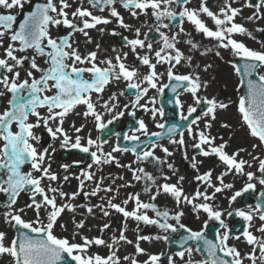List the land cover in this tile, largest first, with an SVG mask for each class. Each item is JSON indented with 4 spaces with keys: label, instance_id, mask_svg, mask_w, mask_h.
<instances>
[{
    "label": "snow or ice",
    "instance_id": "6c2138e0",
    "mask_svg": "<svg viewBox=\"0 0 264 264\" xmlns=\"http://www.w3.org/2000/svg\"><path fill=\"white\" fill-rule=\"evenodd\" d=\"M75 0H45L43 3L32 5V0H0V97L8 96L7 107L0 111V193L7 195L8 200L2 206L6 209L3 213V220L11 228L16 229L18 235L9 240L4 231H0V256L10 258V264H121V257L118 255L117 246L120 242L132 244L125 234L128 220H135L138 225H155L166 235L149 237L137 235L135 242V253L137 255H147L143 264H160L161 255L148 254L140 246V241L151 239L169 240L168 233H175L178 229H183L187 235L182 236L179 241L181 250L175 253V257L184 261L185 264H194L191 259L193 247L187 246L189 241L202 242V248H196L195 251H203L207 254L206 259L196 261L195 264H264V191H261L257 197L259 203L247 206V209H236L234 213L229 211L228 216H235L244 221L241 231L235 236L230 234L228 225L222 219L223 212L217 210L211 201L215 200L216 194L232 189L233 184L225 183L224 178L229 174L236 176H246L247 182L243 188L234 192L229 198V205L236 199L249 191H255L257 181L264 187V158L261 156L248 153L251 161L241 158V153L246 152L245 148H238L234 152H227L228 141L220 137L221 142L216 143L217 137L206 131L212 128V121L217 119L218 110H227L229 103L217 100L215 97L208 98L201 96L199 93L202 88H207L206 82H201L200 77L194 74H176L174 69L184 59L183 53L176 46L177 35L184 32V23L187 21L191 24L196 32L202 33L204 37L210 38L217 42L220 48L230 49L232 54L240 58L241 65L232 64L238 76H242L241 84L244 85L245 91L241 92L238 100L235 102V109L238 114V122L242 129H245L248 136L257 140L258 143L251 145L255 151L264 147V50H254L248 48L244 43L233 39L234 34H247V28L237 22V17L242 15V7L254 9L251 15L246 19L248 21L264 20V0H243L242 7L233 6L236 0H223L222 6L218 11H213L207 5V0H199L198 6L190 7L192 0H120L121 5L127 9L132 17H138L141 14L149 15L156 21V32L162 41L157 50L153 49L151 42L146 43L148 34L143 33L144 39H141V30L135 29V38L129 39L125 36V47H128L137 61L134 65L127 63L128 52L116 54L115 57H108L98 61V51L100 45H96L97 51H89L82 55L77 47L74 46L72 37L75 33H80L86 38V43H91L89 36L90 29H97L101 33L104 28H98L99 25H108L112 23L110 19L102 15H96L90 8L84 7L83 4L73 6ZM117 0H87L91 9H98L101 13L109 9V15L116 18V22L121 28L131 30V26L124 22L120 13L113 5ZM29 9L25 11V5ZM176 5V8L172 6ZM19 9L23 13V19L17 23V13ZM203 17H207L214 29L209 27ZM178 18V32L167 35L160 31L161 28H169V24L163 21H173ZM63 27L68 29L65 36L53 37L51 29ZM264 31V29H258ZM118 35V33H111ZM188 43H192L188 41ZM195 48L196 45L192 44ZM140 49H147L146 54H141ZM32 50L35 55L29 57L26 53ZM115 51V49H113ZM25 53L24 55H17ZM154 53L155 62L152 55ZM220 55L219 52L216 53ZM37 56L45 57L44 63L46 68L40 67L37 63ZM191 60V57H188ZM27 62L28 67L25 68ZM103 65V66H101ZM158 65H168L166 75L169 81H175L174 84H163L158 86V82L165 73H158ZM141 66L146 71L141 72ZM208 67L205 66L204 71ZM21 71H24L25 78L21 79ZM34 72L40 73L37 78ZM88 74V78H84ZM125 83V87L134 90L135 99L131 102L132 108H142L150 111L153 119L159 115L164 116L163 108L147 107V104H141L143 97L147 96L150 89H156L158 93H163L165 88L171 87V91L176 94L175 105L181 109L180 120L187 121L197 108L189 105L187 115L183 114V103L180 99L181 93H189L194 105H205L206 110L203 117L210 118L204 122V128L196 131L193 126H199L202 119L197 116L187 125V134L194 141L192 148L198 150L197 155L191 157V167L199 172L198 164L202 161L197 160V156L210 157L214 156L223 166L222 171L213 182V170L209 169L202 174H197L194 179L204 186L205 190L197 188L191 195H186L182 187L184 177L181 176L176 183H163L156 185L155 178L145 172L143 168L132 169L131 165H122L113 156L115 152H132L136 156V161L151 160L158 163L160 161L155 156L154 150L159 147L166 156H171L172 152L167 147L153 141L151 145L140 142V136L135 133H141L145 137L149 135L159 139L162 135L169 139L172 144L185 147V133L179 131L180 125L171 124L167 127L166 132L149 133L143 120H137V128L133 129V134L124 133L125 141L137 142L131 147H121L117 145L112 148L111 152L103 151V143L100 137L96 139L89 134L86 138L80 135L85 125L77 127L74 123L71 128L75 133L70 136L65 129L66 118L77 108L84 106L82 113L85 120L89 117L94 121V127L98 132H105L114 120L119 119L125 113L124 111L116 112L112 119L104 120V115L112 114L117 108L114 101L117 99L115 93L109 96L108 100L102 99V93L113 82ZM239 91V88L237 89ZM47 93H52L51 95ZM93 94H96V101H93ZM121 91L120 95H124ZM154 103V100L150 101ZM124 108H129L128 104ZM41 109H46V114L41 113ZM100 109H103L102 112ZM76 115H81L77 112ZM129 115L135 116V112ZM34 118V120L30 119ZM15 126V130H14ZM156 127L165 129V124L158 123ZM221 127L230 129L232 126L228 123H221ZM43 129L47 133L51 142L44 146L43 137L37 134L36 129ZM119 135V134H117ZM178 135L179 139L174 137ZM231 139V137H229ZM59 142L61 149H76L81 153L89 154L92 164L88 165L91 169L93 165H103L115 163L117 167H126L132 172L134 180H146L151 182L144 188L149 192L152 186L156 187V192L151 195L150 199L155 201L157 196L164 193L171 196L177 207L181 204L192 205L194 212H204L207 214L205 227L209 220L219 223V229L216 231L215 240L207 239L204 230L193 231L181 223L183 211H177L171 215L168 211H160L154 203H145L140 199V195L129 194L121 203L114 202L119 194V188L130 185H119L117 189L112 186L102 187L103 177L97 181L95 187L90 192H84L87 181L95 180V173L90 170H82L80 175L72 178L79 182L78 189L71 193L62 190V186L53 187L52 183L57 182L60 177L52 171L51 157L56 152L55 142ZM95 149V150H93ZM140 149V151H138ZM185 154V159H187ZM79 164L80 161H74ZM253 163L258 165L256 171L259 176L251 169ZM30 165V171H22V166ZM72 165L62 164L61 168L65 173L69 171ZM169 170L173 171L172 164H168ZM123 179V177H120ZM165 181L169 180L164 176ZM69 175L63 176V181L68 182ZM44 181H48L47 185ZM115 183V181H113ZM208 189L212 191L209 192ZM29 193L28 200L24 207H15L21 193ZM100 192L112 193L107 199L106 206L100 205H77L72 203L82 193L84 198L89 196L95 197ZM38 197L40 199H38ZM64 201L63 203H58ZM103 199V198H102ZM130 201H134V208L131 211L127 206ZM196 201H201L196 203ZM78 207L86 209L88 215H94V208H99L104 217L111 215V210L120 214L124 220V227L119 230L118 236H113L111 242L105 241L102 234L110 228L108 223L99 227L101 235L89 237L83 235L77 230L85 227L84 220L72 218L74 231L72 239L68 237L57 236L55 228L62 214L67 212L75 213ZM26 209L34 213V219L25 220L23 218ZM151 210L155 217H150L147 213ZM42 211L44 218H42ZM258 219L259 226L255 228L260 233L257 236L251 230L253 221ZM175 221L170 223L169 221ZM59 227L67 231V225L60 224ZM137 228V232H138ZM78 242H73L76 237ZM230 240L243 242L249 246V251L242 253L237 244L229 243ZM99 248L104 246L108 249L106 255L91 253L92 247ZM188 259L185 261V257ZM66 257L68 258L66 260ZM123 260L127 264H139L135 257L125 255ZM168 264H176L173 256L167 257Z\"/></svg>",
    "mask_w": 264,
    "mask_h": 264
},
{
    "label": "rangeland",
    "instance_id": "374dc122",
    "mask_svg": "<svg viewBox=\"0 0 264 264\" xmlns=\"http://www.w3.org/2000/svg\"><path fill=\"white\" fill-rule=\"evenodd\" d=\"M84 2L87 3L86 0ZM199 3V0H192L190 7H197ZM240 3V4H239ZM223 0H207V5L209 8L213 11H218L219 7L222 6ZM243 5V0H236V3L233 5L235 7H242ZM28 6L27 4L25 7ZM113 7L116 8V10L120 13V16L123 18L124 16L130 15L129 11L125 9L121 3L120 0H117V2L113 5ZM173 8H176V5L172 6ZM251 8H244L242 7V15L239 16V18L243 21V25L247 28L248 32L252 33V36H249L247 34H234L233 39L244 43L248 48L254 49V50H264V45L260 42L261 39V31H258V29H264V20H259V21H253L254 25L256 26L251 30V21H248L246 17L250 15V10ZM254 10V9H253ZM17 14L20 13V10L17 9L15 10ZM110 10L105 9L104 13L98 12L97 15H102L107 17L112 21V23L108 25H100L98 28H104L105 31L101 33L97 29H90L89 31V36L91 37V43H86V38L82 35L80 38H76L75 34L71 38L72 41L74 42V46L78 48L80 53L82 55L87 54L89 51H97L96 45L99 43H96V39L100 41V49L98 51V61L103 60L108 57H115L116 54H122L124 51L128 52L129 48L125 47V44L119 43L117 40V37L124 38L127 36L129 39L135 38V24L132 23V31L133 33H130L129 30H126L124 28H121L119 24L116 22V18L111 17L109 15ZM138 18H144V21H141V39H144L143 33H147L148 37L146 40V43L151 42L153 44V49L157 50L161 43L157 42L156 40H150V35L156 32V21L153 17L150 16V10H149V15H144L141 14L138 17H135V19ZM205 22L208 24L209 27L214 29V25H212L211 21L207 17H203ZM139 20V19H138ZM167 20V19H165ZM165 20L163 21L165 23ZM248 23V24H247ZM184 32L180 33L177 35V42L176 46L180 49V51L184 55V59L181 61L177 67H175L174 72L176 74H194L198 75L200 77L201 82H206L207 83V88H202L200 91L201 96H206L208 98L215 97L219 101H223L225 103H229L230 107L227 110H224L226 113L223 114V117L221 115H218V120L221 121L217 125H213L211 129H208L206 131L210 132L211 135L216 136L217 140L216 143H220V137L222 136L224 140L228 141V146L225 149L227 152L231 153L236 151L238 148H249L251 143H258L257 140L253 139L252 137L248 136L247 132L245 129H242L240 127V124L238 122V114L235 109V102L238 100L239 95L242 92L240 82H239V77L236 74L235 70L232 67L233 64V54L230 49H225V48H220L217 46V42L215 40H212L210 38H206L203 36L202 33L196 32L194 27L189 24L187 21H185L184 25ZM68 29H65L63 27L60 28H53L51 29V35L55 38L58 37L61 34H68ZM160 31L165 32L167 35L171 36L174 33L178 32V27L172 28H161ZM118 33V35H112L111 33ZM186 37L189 39H192V43H186L184 40H186ZM211 43V44H210ZM192 44H195L196 47L193 48ZM111 47L115 49V51L110 50ZM147 49H145L144 52L141 54H146ZM219 52L220 55L217 56L216 53ZM25 53H21V55H24ZM31 57L32 55H35V53L32 52V50H29L28 53H26ZM208 55V56H205ZM41 57V56H39ZM188 57H191V60H188ZM206 57H208V61H206ZM153 62H155V57L154 53L152 55ZM45 61V57H43V63ZM127 63L131 65L128 60ZM46 65V64H45ZM211 65V67H208L207 71H204L205 66ZM102 66V65H101ZM25 68H27V64L25 63ZM166 68L167 65H158L157 66V72L158 73H165L161 77V79L158 82L159 85L166 84L167 82V75H166ZM144 72L146 71L143 70ZM260 71H264V69H261ZM23 74V79L25 78V73L22 71ZM40 73L34 72V76L37 78L39 77ZM123 84H125L123 81H121ZM117 83V82H116ZM239 88V91L237 90ZM1 90V89H0ZM156 89H150L149 93L147 96L143 97L141 99L140 103L141 104H147V107H151V102L152 98L155 94ZM109 93V92H108ZM47 94H52V93H47ZM120 94V93H119ZM118 94V95H119ZM103 95V94H102ZM7 98L8 96L5 97H0V111H3L7 107ZM132 97H129L127 95H122L120 97V101L122 103V111L124 113H127L128 111H134L135 112V118L136 119H143L148 132L152 129V125L150 123V119L148 117V111L144 113L142 116L138 114L142 108H132L131 107V102H132ZM180 99L183 103V113H187V108L189 105H194V102L191 98V95L189 93L183 92L180 95ZM101 103V100H100ZM128 104L129 108L125 109L124 105ZM157 103H155L156 106ZM42 114H46V109H41L40 110ZM84 111V106L80 105V108H78V112L81 113V115H75L76 116V121L80 125H85V127H88L87 134L85 135L86 137L91 134V137L93 139H96L98 136V131L94 127V121L92 120L91 117H89L87 120L83 117L82 113ZM220 110H218V113ZM150 113V112H149ZM71 117L68 116L66 120L70 119ZM74 118V116H72ZM34 120V118H30ZM210 119L208 117H203L199 122V126H193L196 131H199L204 128V121ZM75 120V119H74ZM203 121V122H202ZM228 123L232 127L230 129H225L221 127V123ZM15 130V126H14ZM37 134L41 135L43 137L42 143L44 146H47L48 143L51 142L50 138L47 136V133L44 132V130L41 129H36ZM185 133V142L186 146L185 147H180L179 145L172 144L169 142V140L161 142L163 143L162 145L164 147H167L170 152H172L171 156H166L165 154H162L161 157L165 159V163L161 171L153 176L156 181V185L163 184L165 182L167 183H176V181L179 179V177L183 176L184 180L182 181V187L184 189V192L186 195H191L193 194L197 188H200L201 191H204L205 188L203 185H201L199 182L195 181L194 177L197 174H202L203 172L211 169L213 170L215 166H217V169H221L224 171L223 166L220 164L219 160L215 158L214 156L210 157H200L197 156L198 161H202V163L198 164V169L199 172H197L196 169H193L191 167V157L194 156L192 152V143L194 142L191 137L188 136L187 130L184 131ZM129 135L133 134V131L128 133ZM136 135H139L140 138L144 136L141 133H135ZM229 137L237 138L240 140L239 145H234L229 142ZM175 139H179V136H175ZM246 141L247 143H244L243 141ZM243 142V144H242ZM56 148V152L52 155L51 157V164H52V171L56 172L60 179L57 182L52 183L53 187L57 186H62V190L68 193H71L73 191H76L78 189V184L79 182L75 180L74 176L80 175L82 170H90L95 173V180L100 181L101 177H104L105 174L107 173H114L112 172V168L116 166L115 163H110V164H103V165H93L91 169H88V165L92 164V161L89 163H86L84 160V156H77V155H70L67 157L65 160H61L59 157V151L62 149L59 147V142H55L54 144ZM116 147L113 141H110L108 143H104L103 145V151L105 153L111 152L112 148ZM95 150V149H93ZM156 150H161L159 147L155 149ZM250 153L253 155L261 156L263 158L264 156V147L258 148L255 151L251 149ZM185 154H187V159H185ZM241 158H244L246 160L251 161V157L248 155V151L242 152ZM113 156L116 157V159L120 162V164H125V165H131L132 169H138V168H143L144 171H148L149 167L146 162H140L136 161V157L133 155H129L128 152H115L113 153ZM125 159V160H124ZM212 160V161H210ZM74 161H80L79 164L76 166H73L72 163ZM62 164H69L72 165V167L69 168V171L67 173L64 172V170L61 168ZM168 164L173 165V169L175 170V174H173V171L169 170ZM258 165L256 163H253V167L251 169H246V171H253L256 173L257 176H259V173L256 171ZM25 169L30 171V165H26ZM124 172V174H122ZM177 174V175H176ZM64 175H69L70 180L68 182L63 181V176ZM214 175V171H213ZM164 176H168L169 180L165 181L163 179ZM119 180L120 177H130V180L132 181L134 185V189L129 191V194H139L140 199L142 202L145 203H154L157 207L158 210L160 211H168L171 215H174L175 212L177 211H183L184 215L181 217V223L184 225H188L189 228L193 230H197L204 225L205 221L208 219L207 214L204 212H194L192 210V205H187V204H181L179 207L176 206L174 200L172 199L171 196H165L164 193H161L159 196H157L155 201H152L150 199L151 195L156 192V187L154 186L149 192H145L143 190L144 184L142 180L137 181L134 180L132 177V172L129 171L128 168L126 167H120L119 173L115 176ZM225 183H231L233 184L232 189H226L225 191L221 193L216 194L215 200L211 201L212 205L217 209L223 212L222 219L225 218L226 214L234 209H247V206H241L238 203V200L241 198L238 197L236 201H234L231 206L229 205V198L231 195L243 188L244 184L247 182L246 176H236V175H230L229 177L225 178ZM214 183H218V181L213 179ZM256 183V189L253 191V194L256 195L258 194L259 190L262 189V186L259 185L257 181H253ZM49 182L44 181V184L47 185ZM117 186V187H116ZM116 188H118L119 183L116 182ZM95 187V186H94ZM91 184L85 185L84 192H90L94 188ZM119 194L116 197V200L114 202L116 203H121L124 199H126L128 196H124L122 193L121 188H119ZM209 192H211V189H208ZM105 192H100L98 193L97 196L92 197L89 196L87 199L84 198L83 193L76 198L75 201H72V203L77 204V205H100L104 204L106 206V199H102L104 196ZM29 194H24L21 193L20 197L18 198L17 205L15 207H24L26 203H30L28 198ZM64 201H60L58 199V203H63ZM133 205L130 203L128 204L127 208L129 211L134 208L135 204L134 201H131ZM201 201H196V203H199ZM252 205V204H250ZM249 206V205H248ZM254 206V205H253ZM77 209L83 210L86 219L88 220V224L94 225L97 228L93 227H88V228H83L81 230H77L79 232H82L83 235H86L85 232L88 230L90 231L89 237L93 236H98L101 235L99 232V227L102 226L104 223H108L110 225V228L105 230V232L102 234L103 239L107 242H111V239L113 236H118L119 230L124 227V220L123 217L115 213L114 210H111V215L109 217H104L102 212L100 211L99 208H94V215H88L86 212V209L83 207H78ZM6 209L0 205V231H4L7 234V238L9 240L15 238V233L14 229L11 228L7 223L4 222L3 220V213ZM70 212H65L62 214L61 218L58 220V225L55 228V234L57 236H62V237H68L69 239H72V233L74 231V225L72 222L69 220V215ZM150 217H155V213L152 212L151 210H148L147 213ZM25 220H32L34 219V213L31 210L26 209L25 214L23 216ZM42 218H44V213L42 211ZM170 223H175V221L170 220ZM60 224H65L67 225V231H65L64 228L59 227ZM260 221L258 219L253 221V228L251 229L254 233L255 228L259 226ZM138 228V232H137ZM223 229L221 230V232ZM256 232V231H255ZM127 238L131 241H133L132 244H127L124 242H120V244L117 246L118 248V255L121 257V264H127L123 260V257L125 255L130 256V257H135L134 253L135 251L132 249L135 246L136 242V236L139 235H144V236H149V237H155V236H163L166 235L162 230H160L158 227L155 225H145L143 223H138L135 220H128L127 221V228L125 232ZM257 236H260V233H256ZM87 236V235H86ZM79 237L77 236L76 239L73 242H78ZM157 243V244H156ZM229 243L231 244H237L239 247L240 251L242 253H247L250 249L249 246H247L245 243L237 242L235 240H230ZM159 244V245H158ZM142 245H150L148 251L149 253L152 254H164L165 248H167L166 242L164 240H156V239H151L148 241H140V246ZM158 246V247H157ZM161 247V248H160ZM135 248V247H134ZM91 253H99L101 255H106L108 253V249L104 246H100L99 248L97 247H92L90 249ZM162 256V255H161ZM171 256H175V253H172ZM9 258V257H8ZM139 264H143V261L147 259L146 256H136L135 257ZM188 259V257H185V261ZM191 259L193 260L194 264L196 261L194 258V253L192 254ZM199 259V258H197ZM176 264H185L184 261L179 260L178 257H176ZM0 264H3L0 262ZM8 264H10V258L8 261ZM165 264H168V262Z\"/></svg>",
    "mask_w": 264,
    "mask_h": 264
},
{
    "label": "bare ground",
    "instance_id": "6f19581e",
    "mask_svg": "<svg viewBox=\"0 0 264 264\" xmlns=\"http://www.w3.org/2000/svg\"><path fill=\"white\" fill-rule=\"evenodd\" d=\"M79 4H83V6L84 7H87V8H90V10H92L93 12H94V14H96L97 15V13L98 12H100L99 10H97V9H91V6L88 4V3H86V2H84V0H75V2H74V4H73V6L75 7V6H78ZM240 4V3H239ZM242 5V4H241ZM249 12H250V15L252 14V12L254 11L253 9H250V10H248ZM105 12V11H104ZM103 12V13H104ZM123 19H124V22L126 23V24H128V25H130L131 26V29H132V23H134L135 24V27L136 28H139L140 30H141V21H144V18H138V19H135L134 17H131L130 15H126V16H124L123 17ZM141 20V21H140ZM237 22L238 23H241V24H243V21L239 18V17H237ZM100 26V25H99ZM256 26V24L254 25V22L253 21H251V30H253V28ZM135 28V29H136ZM130 31V33H133V31L132 30H129ZM134 34V33H133ZM75 36H76V38H80L81 36H82V34H80V33H75ZM96 43H99L100 44V41H98L97 39H96V41H95ZM113 49V47H111V49L110 50H112ZM138 51H140V53H142V52H144L145 51V49H140V50H138ZM124 52H126V51H124ZM128 53H129V55H128V62L129 63H131L132 65H134V64H136L137 63V61H136V59H135V56L131 53V51H130V49L128 50ZM36 59H37V63L40 65V67H42V68H46L47 67V65H45V63H43V57H39V56H37L36 57ZM26 64H27V62H26ZM27 67H28V64H27ZM141 72H144L143 70H145V68L143 67V66H141ZM158 92L154 95V97H153V100L155 101V98H157L158 97ZM78 108H80V106H77V108L69 115L71 118L68 120H65V124H64V127H65V129L68 131V133H69V135L70 136H74L75 135V133L72 131V128H71V126H72V124L74 123L77 127H79L80 126V124L79 123H77V121H76V113L78 112ZM226 112L224 111V110H220V112L218 113V115H221L222 117H223V114H225ZM72 116H74V118H72ZM224 118V117H223ZM75 119V120H74ZM221 121H219L218 120V116H217V119L215 120V121H213L212 122V125H217V124H219ZM87 130H88V127H85L84 128V131L80 134V135H82L83 137H86L85 135L87 134ZM229 142L230 143H232V144H234V145H239L241 142H240V140L239 139H237V138H234L233 139V137H231V139H229ZM244 143H245V140L243 141ZM243 142H242V144H243ZM253 143H251V145H252ZM251 145H250V149L249 148H247V151H248V153H250V151H251V149H252V147H251ZM253 150V149H252ZM125 160V159H124ZM122 165H125V164H122ZM124 168V167H123ZM119 170H120V167H117V166H114L113 168H112V172H114V173H107V174H105L104 175V177H103V182H102V187H108V186H112L113 187V189H117L116 187V182H118L119 183V185H130V186H128V187H123V188H121V190H122V193H123V195L124 196H128L129 195V191L131 190H133L135 187H134V185H133V183H132V181L130 180V177L128 178V177H123V180L121 181V180H119L118 178H116L115 176L117 175V173H119ZM222 172V170L221 169H217V166H215V168H214V175H213V179L215 180V177L216 176H218L220 173ZM122 174H124V172H122ZM177 175V174H176ZM231 174H229L228 176H226L225 178H227V177H229ZM224 178V179H225ZM113 181H115V183H113ZM96 180H94V181H87L86 182V184L85 185H89V184H91L93 187L95 186V184H96ZM114 186H116V187H114ZM133 188V189H132ZM120 191V190H119ZM112 195V193H105L104 194V196H103V199H106V202H107V199L109 198V196H111ZM165 196H168V195H166L165 194ZM131 205H133L132 204V202L130 201L129 202ZM73 216H75V219L76 220H84L85 221V227L84 228H88V227H93V228H97L96 226H94V225H91V224H88L89 222H88V220L86 219V217H85V214H84V212H83V210H80V209H76V212L75 213H71L70 215H69V220H70V222H72V218H73ZM91 231V230H90ZM90 231L88 230L87 232H85L86 233V235L88 236L89 235V233H90ZM82 233V232H81ZM256 233L257 232H255L254 231V234L256 235ZM157 244V243H156ZM159 245V244H158ZM149 247H150V245H142V248H144L145 249V252L146 253H148V254H152V253H149V251H148V249H149ZM158 247V246H157ZM161 248V247H160ZM134 251H135V248L133 247L132 248ZM134 256L136 257L137 256V254L136 253H134ZM138 256H146V255H138ZM174 259H176V257L174 256ZM8 261H9V258L8 257H6V256H0V262L1 263H3V264H8Z\"/></svg>",
    "mask_w": 264,
    "mask_h": 264
},
{
    "label": "flooded vegetation",
    "instance_id": "af4514ba",
    "mask_svg": "<svg viewBox=\"0 0 264 264\" xmlns=\"http://www.w3.org/2000/svg\"><path fill=\"white\" fill-rule=\"evenodd\" d=\"M131 16V15H130ZM132 17V16H131ZM165 23L166 24H169V27H172V28H175V27H177V26H174V25H172V23H171V21H168V20H165ZM59 36H65V35H59ZM150 40H156L157 42H159V43H161L162 44V41H161V39H160V37H159V34L158 33H155V32H153L151 35H150ZM117 40L119 41V43H121V44H126V41L124 40V39H122V38H120V37H117ZM188 41H191L192 42V39L190 38H188V37H186V40H184V42H186V43H188ZM0 52H2V49H0ZM17 55H21V53H18ZM103 66V65H102ZM84 78L85 79H87L88 78V74H84ZM21 79H23V74H22V71H21ZM2 90V89H1ZM121 91H124V95H127L128 96V94H129V91H130V89H127L126 87H125V84H123L122 82H113V83H111L106 89H105V91L101 94L102 95V99H101V103H103V101L104 100H108V98H109V96H111L113 93H115L116 94V96H117V99L114 101V103H116L117 104V108L114 110V112L112 113V114H105L104 115V120L105 121H107V120H109V119H112V115H114L116 112H120V111H122V103H121V101H120V97H122V95H120L119 93H121ZM109 92V93H108ZM149 93V92H148ZM119 94V95H118ZM158 95H160V93L158 94ZM160 97V96H159ZM159 97L157 98V104H156V106H155V104H153L152 102H151V107L149 108V109H151V108H157V109H160L161 108V106H160V103H159ZM93 101L95 102L96 101V99H97V97H96V94H93ZM133 99H132V101L135 99V95H133V97H132ZM102 112L104 111L103 109H100ZM164 110V116L163 117H160L159 115H157V117L155 118V119H153L152 118V116H151V112L150 111H148V117H149V119H150V123H151V125H152V129L150 130V132L149 133H151V132H156V131H158V130H160V128H158V127H156V125L158 124V123H163L164 122V120L166 119V117H167V109H163ZM131 111H128L126 114H124L122 117H120L119 119H116V120H114L113 121V123L111 124V125H109V126H114V123H117V124H119V125H117V127L118 128H113L114 130L113 131H115L114 133L116 134V135H113V136H111V137H109L106 141H107V143L108 142H110V141H113V143L115 144V146H117V145H119V146H121V144H120V141H119V135H120V133H121V130H122V128L124 127V124H126V123H124L125 121H126V119H127V117H128V115H129V113H130ZM150 112V113H149ZM144 113H146V111L144 110V109H141V111L138 113V114H140L141 116L144 114ZM139 120H143V119H139ZM207 120H209V119H207ZM144 121V120H143ZM203 122V121H202ZM123 123V124H122ZM138 127V126H137ZM112 129V128H111ZM99 133L100 132H98V135H99ZM117 134H119V135H117ZM86 138V137H85ZM164 141H166V140H161V141H158L157 143L158 144H160V145H162L163 143H161V142H164ZM103 145H104V143H103ZM158 148V147H157ZM154 154H155V156H158V157H161V155L162 154H165L163 151H161V150H156V153H155V150H154ZM78 156H84L85 158H84V160H85V162L87 161V159H88V161L86 162V163H89L90 161H92L91 160V157H90V155L89 154H77ZM162 158V157H161ZM164 161V160H163ZM161 164H164V163H161ZM72 165L73 166H76L77 164H74V163H72Z\"/></svg>",
    "mask_w": 264,
    "mask_h": 264
},
{
    "label": "water",
    "instance_id": "95a60500",
    "mask_svg": "<svg viewBox=\"0 0 264 264\" xmlns=\"http://www.w3.org/2000/svg\"><path fill=\"white\" fill-rule=\"evenodd\" d=\"M253 1H257V0H253ZM36 3H43L42 1H40V0H34L33 1V3H32V5L34 6ZM23 19V18H22ZM243 63V61H241L240 60V58H235V64H237L238 66L239 65H241ZM241 77V80L243 79V77L242 76H240ZM174 82L175 81H171V84H174ZM242 87H243V89H244V91H245V87H244V85L242 84ZM179 90V89H178ZM177 90V91H178ZM168 94H170L171 95V106L173 107V109H174V112H172V115H171V120L172 121H170L169 122V124L168 125H171V124H174V123H172V122H174L173 120H176L175 119V113H176V110H175V108H176V105H175V102H174V96H175V93H173L172 91H170ZM168 97H169V95H168ZM168 97H167V100H168ZM190 119H192V116L191 117H189V119H188V121L186 122V123H180L179 125H180V127L178 128V130H181L183 127H186L189 123H190ZM167 127L168 126H166V129H167ZM145 142H147V141H145ZM66 157V155L64 156L63 155V158H65ZM264 191V190H263ZM249 193H250V191H249ZM249 193L247 192V193H245V200H244V202H247L248 200H249V198H250V195H249ZM5 195V201H4V203H6L7 202V200H8V197H7V195L6 194H4ZM257 203H259L260 202V200H258V201H256ZM243 222L241 221V222H236V225L239 227L238 228V231H236V232H239V231H241L242 229H243V224H242ZM218 227H219V224H217V225H215V227H213V229L211 230V238H212V240L214 241V233L216 232V230L218 229ZM15 232H16V236L18 235V232H17V230L15 229ZM177 235H178V237L180 236V237H182L183 236V234H182V232L181 231H179L178 233H177ZM186 235V234H185ZM184 235V236H185ZM189 242H194L195 243V241H189ZM168 243H169V245L171 246L170 247V250H173L174 248H177L178 250H181L180 248H179V246H177L178 245V243H179V241L177 242V241H175V239L170 235L169 236V240H168ZM197 244H198V246L201 248V242H196ZM176 246V247H175ZM203 252V251H202ZM203 254H204V252H203ZM206 254V253H205ZM167 257H168V254L167 255H165L164 257H163V259L165 260V259H167ZM206 258H207V254H206V256H205ZM68 258L66 257V260H67Z\"/></svg>",
    "mask_w": 264,
    "mask_h": 264
}]
</instances>
